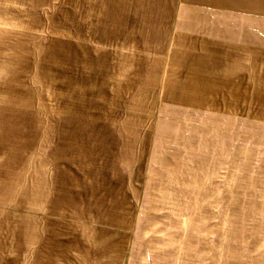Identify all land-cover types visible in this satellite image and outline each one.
Instances as JSON below:
<instances>
[{"label":"rangeland","instance_id":"rangeland-1","mask_svg":"<svg viewBox=\"0 0 264 264\" xmlns=\"http://www.w3.org/2000/svg\"><path fill=\"white\" fill-rule=\"evenodd\" d=\"M183 1H11L0 264H264V44L179 25ZM188 75L231 111L185 113Z\"/></svg>","mask_w":264,"mask_h":264},{"label":"crops","instance_id":"crops-1","mask_svg":"<svg viewBox=\"0 0 264 264\" xmlns=\"http://www.w3.org/2000/svg\"><path fill=\"white\" fill-rule=\"evenodd\" d=\"M11 1L0 0V28L10 25L8 21L13 14ZM209 5H213L217 11H210ZM180 8L181 10L177 16L179 25H198L202 22L210 26L201 35L209 34L225 37L234 42L242 40L240 42L251 43L253 45L264 44V0H184ZM190 61L193 60L191 59ZM190 76L188 75L186 79L182 80H173L167 88L169 98L178 100V105L184 106L182 110L185 113L192 112L193 110L212 114L231 111V107L223 106V102H205L202 100L199 105H196L195 100L198 96L192 95L194 93L192 87H194L193 85L196 83V80H193ZM212 82V87L217 88L221 84V79L213 77ZM216 82H219L217 86ZM212 89L215 90L214 88ZM217 93L221 94V91ZM210 98V96H207L203 99L209 100ZM184 119L186 117H179L178 120Z\"/></svg>","mask_w":264,"mask_h":264},{"label":"bare ground","instance_id":"bare-ground-1","mask_svg":"<svg viewBox=\"0 0 264 264\" xmlns=\"http://www.w3.org/2000/svg\"><path fill=\"white\" fill-rule=\"evenodd\" d=\"M15 9V8H14ZM1 18V17H0ZM8 18V17H7ZM3 110V109H2ZM4 113V112H3ZM11 137V136H10ZM9 138V137H8Z\"/></svg>","mask_w":264,"mask_h":264}]
</instances>
